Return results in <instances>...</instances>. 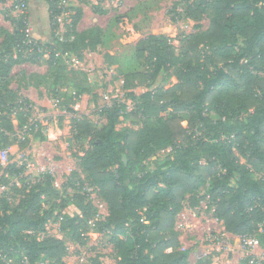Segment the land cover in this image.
Listing matches in <instances>:
<instances>
[{
    "label": "trees",
    "instance_id": "16d2710c",
    "mask_svg": "<svg viewBox=\"0 0 264 264\" xmlns=\"http://www.w3.org/2000/svg\"><path fill=\"white\" fill-rule=\"evenodd\" d=\"M45 1L53 42L43 44L30 37L23 20L13 16V30L3 31L0 105L8 104L1 109L0 149L9 146L8 133L14 131L9 109L15 108L20 128L29 122L31 112L29 100L9 87L14 66L45 56L48 67L40 76L42 84L49 82L53 96H59L64 76L61 55L77 53L81 58L80 49L95 51L106 44L105 28L76 30L80 6L70 8L75 11L71 26L63 41L56 39L60 0ZM177 6L182 8L177 15L184 19L200 22L209 16L208 26L196 24L192 32L182 34L178 46L164 34L138 40L135 56L142 69L124 74L123 86L128 89L135 81L150 86L161 74L176 82L140 94L129 111L116 101L100 106L98 126L83 115L71 120V142L88 144L77 156L81 170L72 172L76 192L67 201L77 214L61 211L52 220L61 217L59 229L68 230L73 241L87 243L84 234L97 213L83 185L87 181L107 205V215L94 225L97 232L109 235L115 264H188L189 251L181 249L175 228L187 194L190 207L206 199L225 232L255 233L261 226L264 247V0H177ZM29 51L37 57L28 58ZM76 89V98L90 91L82 84ZM120 117L140 125L117 130ZM36 123L37 133L34 125H28L27 132L40 137L42 124ZM26 145V140L20 142L21 147ZM166 148L164 159L149 169L145 161ZM0 170L4 180L22 171L10 161L5 167L0 164ZM52 181L44 175L30 186L13 184L0 194V264L63 263V240L49 235L39 239L53 211L44 208L45 198L59 193ZM204 185L205 192L199 195ZM195 264H212V259L206 256Z\"/></svg>",
    "mask_w": 264,
    "mask_h": 264
},
{
    "label": "rangeland",
    "instance_id": "374dc122",
    "mask_svg": "<svg viewBox=\"0 0 264 264\" xmlns=\"http://www.w3.org/2000/svg\"><path fill=\"white\" fill-rule=\"evenodd\" d=\"M76 1L80 5L84 4L80 0H62L61 2H64L67 10H70V8L79 7ZM88 1L90 3L85 5L89 6L85 9L81 24L76 27V30L82 31L93 25L101 26L108 32L106 44L97 46L95 51L80 49L81 58L77 53L62 55L64 58L62 62L64 76L59 82V96H53L49 82L42 84L43 80L40 76L44 74L47 68H37V66L40 63L47 65L45 56L38 57L37 61H27L28 64L25 65V69L21 64L26 62L12 68L11 79H13V74H19L20 71L31 72L27 77L23 72V79L20 77L15 81L18 84L15 90L19 92L22 86H32L28 91L26 90L27 93L21 92L22 96L29 100L27 107L31 112L29 122L25 123L22 128L19 127L20 122L17 118L12 116L14 131L8 133L12 156L8 157V161H11L10 159L14 158L17 153L25 151L30 154L31 160L37 166L50 167L53 170L52 183L57 187L59 193L45 198L44 208L47 211H53L51 218L45 225V232L39 234V239L49 235L63 240L65 255L62 258V264H95V258L99 264H115L114 248L109 241V235L97 232L94 225L95 221H100L107 215V205L98 192L94 190V187L88 185L87 181H84L83 185L85 190L89 192V201L97 208L95 217L88 222L90 229L84 234L88 237L87 243L79 244L73 241L68 230L62 232L59 229L61 217L57 221L52 220L61 211L72 215L77 214L76 208L68 204L67 201L76 192L72 185L73 182L77 185V182L72 172L79 173L81 170L77 163V156L83 154L82 151L88 148V144L87 142L82 144L71 142V120L75 116L83 115L92 125L98 126L96 112L100 106L114 104L116 101L125 105L124 111H129L138 104L140 94L176 82L174 77L161 74L150 86L135 81L130 88H124V74H128L130 70L133 72L142 69L141 61L135 56V44L149 34H164L170 39L171 44L178 46L182 34L192 32L196 24L205 29L208 26L209 16L204 17L200 22L181 18L177 12H181L182 8L180 6L174 7L177 0ZM10 6L11 0H0V42L3 38V31L11 32L13 30V23L10 18L11 16L16 18V15L8 12L7 9ZM83 7L84 5L81 6V8ZM173 9L175 10L173 11ZM74 15L75 11L70 10L64 15V20L61 23L57 22L56 39L59 40L57 34L64 32L66 24L70 23L68 21L69 16L72 20ZM117 17L118 21H116ZM26 18V30L28 35L32 36L28 31L29 3ZM46 40L39 41L43 44L53 42L51 23L50 33ZM26 55L28 58L36 56L31 51L27 52ZM118 69L124 73L120 74ZM84 77L86 81H84ZM80 84L88 86L90 91L76 98L74 94ZM129 92H132L134 97L127 96ZM56 98L59 99L58 103H55ZM31 120H36L40 125L42 124L43 127L39 129L40 137H34L32 133L24 132V128L28 127ZM44 122L47 124L45 125ZM182 123L185 125V121ZM139 125L134 124L132 119L120 117L116 129H136ZM36 131L37 129H34L33 133H37ZM22 140H26L27 145L25 147L20 146ZM168 152L169 148L159 151L145 161L146 166L152 169L154 164L162 161ZM2 173L3 171L0 170V194L9 192L13 185V177H8L6 181L2 178ZM85 176V173H80V178H85ZM206 186H200L199 195L205 192ZM18 196L16 195L15 199L12 200L13 205L17 203ZM211 207H208L206 199L200 200L197 205L190 207L189 194H187L184 200V208L177 215L175 228L178 232L181 249L189 251L188 264H195L198 259L206 256L211 257L212 264H239L242 262V256L237 251L238 239L233 237V234L229 235L223 230L222 221L213 216V208Z\"/></svg>",
    "mask_w": 264,
    "mask_h": 264
},
{
    "label": "built area",
    "instance_id": "2783aa9c",
    "mask_svg": "<svg viewBox=\"0 0 264 264\" xmlns=\"http://www.w3.org/2000/svg\"><path fill=\"white\" fill-rule=\"evenodd\" d=\"M60 0V7L61 12L56 15V23H61L62 20H64V15L70 12V10H67V7L64 6V2H61ZM28 8V0H11V6L9 7V13H14L16 15V18L23 20L24 23L27 22L26 18V10ZM63 16V19H62ZM67 20V19H66ZM70 23L66 24V28L64 29V32L68 30L67 26L70 27L72 20H69ZM64 32L58 33L59 40L63 41L64 38ZM37 51L42 53H49L50 51L45 48H37ZM60 55L58 52H56V56ZM62 56V55H61ZM59 99L56 98L55 103H58ZM8 103L4 104L7 105ZM4 105H0V115L2 114L1 109L4 107ZM110 105V104H109ZM10 113L13 116L15 114V108H10ZM36 120H31L29 125H34V129H37L38 124L36 123ZM43 127V126H42ZM28 127L26 129L24 128V132H27ZM9 155H12L10 151V147H6L4 149H0V164L5 167L8 164V157ZM12 163H16V167H21L22 171L18 175L13 176V184L16 185V187H22L23 185L30 186L32 183H35L36 181H39L42 176L44 175H50L53 176V170L48 167H42L37 166L33 160H31V156L29 153L22 151L15 155V157L11 159ZM5 176L8 177V173H5ZM36 177V178H35ZM23 179V180H21ZM260 233H261V226H259V229L255 233H243L239 235H233V237H237L238 239V249L237 251L240 252L242 256V262L239 264H264V247L261 244L260 239Z\"/></svg>",
    "mask_w": 264,
    "mask_h": 264
},
{
    "label": "crops",
    "instance_id": "0c3cea01",
    "mask_svg": "<svg viewBox=\"0 0 264 264\" xmlns=\"http://www.w3.org/2000/svg\"><path fill=\"white\" fill-rule=\"evenodd\" d=\"M28 3H29V25H28V31H29V34L32 35L30 37H32V38H34L36 40H40V41L41 40L42 41H47L46 39L48 37V34L50 33V20H49V10H48L47 3H46L45 0H29ZM77 4L80 7L82 5H84V7L81 8L82 9V16H83V13L86 11L85 9H87V7L89 5H85V4L80 5L79 2H77ZM82 16H81V19H80L79 23L77 24V27L79 26V24H81ZM93 26H97V25H93ZM26 64H28V63L26 62L25 64L24 63L21 64L23 69H25V65ZM38 65L39 66H37V68H41V67H46L47 68V65L44 64V63H40ZM25 71L26 72L20 71L19 74L18 73L17 74H13V79H11V82H10V85H9V87L11 89H15V87L18 85L15 81L18 80L20 77L21 78L23 77V75H24L23 72L26 74V77L31 73V72H29L27 70H25ZM13 84L15 85L14 87H13ZM30 88H32L31 85H28L26 87L22 86L21 87V91L20 92L18 91V92H19V94L23 95L21 92L27 93V91ZM227 234L232 235L231 233H227Z\"/></svg>",
    "mask_w": 264,
    "mask_h": 264
}]
</instances>
